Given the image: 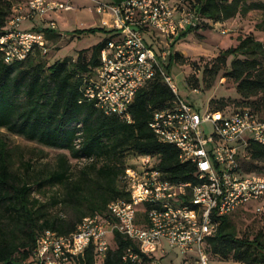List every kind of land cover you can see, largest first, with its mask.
<instances>
[{
    "label": "built area",
    "instance_id": "2783aa9c",
    "mask_svg": "<svg viewBox=\"0 0 264 264\" xmlns=\"http://www.w3.org/2000/svg\"><path fill=\"white\" fill-rule=\"evenodd\" d=\"M96 1L104 25L117 35L102 49L100 65L86 78L85 99L95 101L105 114L131 122L130 105L137 92L160 71L176 99L172 106L154 110L150 127L161 142L180 150L183 162L196 164L197 180L172 181L159 168L157 155H134L119 177L129 197L111 201L102 213L85 216L74 232L44 231L38 238L37 258L44 264H71L94 245L105 259L112 236L119 231L139 246L140 251L128 247L123 255L133 264H159L171 249L197 253L201 264H210L207 243L218 232L222 217L252 203L264 209V174L249 172L244 164L251 141L264 145V112L244 105L210 108L202 115L178 97L174 78L164 67L171 55L166 40L200 25L202 17L191 0ZM74 8L64 0L16 3L0 35L5 61L25 60L36 47L44 53L50 50L46 32L23 29L24 21ZM57 26L55 20L45 24L54 30ZM149 32L163 42L160 54L147 40ZM205 123L214 125L213 134L204 133Z\"/></svg>",
    "mask_w": 264,
    "mask_h": 264
},
{
    "label": "trees",
    "instance_id": "16d2710c",
    "mask_svg": "<svg viewBox=\"0 0 264 264\" xmlns=\"http://www.w3.org/2000/svg\"><path fill=\"white\" fill-rule=\"evenodd\" d=\"M27 1L0 0V35L5 32L14 5ZM191 2L202 21L178 38L205 24L226 21L260 5L248 0ZM33 29L45 31L50 40L60 34L50 27L35 26ZM90 30L95 32L97 28ZM116 35L107 36L89 50H81L76 58L69 56L51 64L43 59L50 50L44 53L39 47L27 59L13 63L6 62L0 52V127L47 146L67 149L76 159L93 158L76 181H71V165L66 155L61 157L59 167L46 175L42 172L34 179L40 187L62 184L67 188V197L62 201L74 206L75 219L51 216L35 206L39 200L31 199L36 185L31 181L32 175L26 178L12 168L7 143L0 141V264H44L37 258L38 238L44 231L74 232L85 216L104 212L113 200L128 198L129 192L119 177L134 155H157L159 168L172 181L197 180L196 164L183 162L180 150L161 142L150 127L154 110L172 106L176 99L160 71L137 92L130 105L131 122L119 115H107L95 101L85 99V80L100 65L102 49ZM148 35L149 44L160 54L165 47L154 33ZM230 56L233 59L226 74L236 82L246 105L264 112V42L252 33L240 38L236 46L222 50L215 62L205 67V79L227 69ZM181 58L180 52H172L168 66ZM198 82L194 80V84ZM226 105L220 100L213 109H225ZM244 164L247 171L264 174V145L251 141ZM31 167L28 163L27 173ZM230 214L222 217L218 232L208 240L207 251L225 260L264 264V233L254 237L239 235ZM128 247L140 251L134 240L116 231L105 259H101L91 245L71 264L100 261L102 264H133L123 258ZM145 259L150 257L145 256Z\"/></svg>",
    "mask_w": 264,
    "mask_h": 264
},
{
    "label": "rangeland",
    "instance_id": "374dc122",
    "mask_svg": "<svg viewBox=\"0 0 264 264\" xmlns=\"http://www.w3.org/2000/svg\"><path fill=\"white\" fill-rule=\"evenodd\" d=\"M64 1L71 2L75 8L58 13L51 12L44 18L28 19L21 25L23 29H30L35 26L45 27V24L51 20L57 21L56 32L60 34L50 41V52L43 58L48 64L69 56L76 58L81 50L91 49L114 33L109 26L104 25V15L97 10L96 0ZM101 1L113 2V0ZM248 2L260 5L246 13L239 12L226 21L205 24L181 38H178V35L170 41L166 40L170 53L176 51L183 56L170 66H168L170 59H168L169 64L164 66L173 76L179 89L178 97L193 105L202 115L216 106L220 100L227 103V109L247 104L240 95L234 79L226 74V71L230 69L233 56L229 57V67L223 69L218 75L208 76L205 79L204 69L215 62L222 50L236 46L240 38L248 34L252 33L264 42V0H248ZM91 28H97V30L93 32ZM224 30L226 32H223ZM161 43L164 45L163 42ZM91 53L90 51L88 55L90 56ZM196 79L199 80L198 85L194 84ZM202 129L206 135H211L215 131L212 123L203 124ZM0 141L7 143L12 168L26 178L32 175V182L40 173L43 172L46 175L59 167L63 155H66L70 161L71 181L79 179L82 169L88 162L72 157L67 149L47 146L38 140L12 133L4 127H0ZM28 163L32 167L27 173ZM66 197L67 188L62 184L55 186L46 184L42 187L36 184L31 199H38L39 202L35 206L38 209L42 208L48 215L75 219L74 206L62 201ZM257 207L255 203L240 206L230 214L231 223L239 235L254 237L264 233V209L258 210ZM209 254L210 264H246L233 259L225 260L213 253ZM198 259L197 253L190 252L185 255L178 249H171L168 255L160 258L159 264H201ZM97 264H102V261Z\"/></svg>",
    "mask_w": 264,
    "mask_h": 264
},
{
    "label": "crops",
    "instance_id": "0c3cea01",
    "mask_svg": "<svg viewBox=\"0 0 264 264\" xmlns=\"http://www.w3.org/2000/svg\"><path fill=\"white\" fill-rule=\"evenodd\" d=\"M163 257V256H162Z\"/></svg>",
    "mask_w": 264,
    "mask_h": 264
}]
</instances>
